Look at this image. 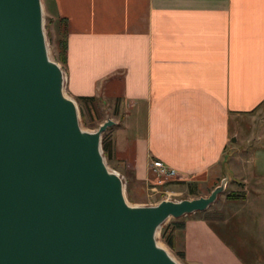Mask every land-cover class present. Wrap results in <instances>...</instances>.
I'll list each match as a JSON object with an SVG mask.
<instances>
[{
    "label": "crops",
    "instance_id": "crops-1",
    "mask_svg": "<svg viewBox=\"0 0 264 264\" xmlns=\"http://www.w3.org/2000/svg\"><path fill=\"white\" fill-rule=\"evenodd\" d=\"M53 4L68 28L67 92L116 98L113 153L134 177L150 179L154 158L180 180L220 176L233 119L264 102V0ZM225 240L209 220L187 222L195 264L229 250Z\"/></svg>",
    "mask_w": 264,
    "mask_h": 264
},
{
    "label": "water",
    "instance_id": "water-1",
    "mask_svg": "<svg viewBox=\"0 0 264 264\" xmlns=\"http://www.w3.org/2000/svg\"><path fill=\"white\" fill-rule=\"evenodd\" d=\"M65 80L43 0H0V264H180L159 228L207 209L226 178L207 195L131 203L102 146L116 120L83 127Z\"/></svg>",
    "mask_w": 264,
    "mask_h": 264
},
{
    "label": "rangeland",
    "instance_id": "rangeland-1",
    "mask_svg": "<svg viewBox=\"0 0 264 264\" xmlns=\"http://www.w3.org/2000/svg\"><path fill=\"white\" fill-rule=\"evenodd\" d=\"M43 7L50 56L65 70V62L57 48V39L62 33L58 28L53 0H43ZM65 90L67 92L66 86ZM74 98L80 107L81 124L89 130L96 129L108 117L115 120L120 117L119 112L115 111L116 98L112 96H98L97 107H88L79 97ZM232 122L236 140L230 142L223 165H218L217 168L222 174L217 178L216 173L195 180H180V175L164 178L158 176L151 167L152 177L143 182L134 177L131 167L117 158L115 152L110 157L104 151L108 165L123 176L126 196L133 204H155L164 198L182 199L207 195L226 178L225 189L207 209L181 217H170L159 228V243L180 264H195L187 257L185 243L186 225L193 218L209 220L223 234L232 251L227 247L235 254L227 248H217L211 256L205 257V264H235V260L243 264H264V172L260 176V172L264 171V102L249 113L239 115ZM115 124L109 126L103 136H109L113 140ZM241 189L247 191L245 198L232 199L228 196L231 191ZM180 220H183L184 226L175 228L176 244L171 246L162 238V230L166 226L175 227Z\"/></svg>",
    "mask_w": 264,
    "mask_h": 264
},
{
    "label": "trees",
    "instance_id": "trees-1",
    "mask_svg": "<svg viewBox=\"0 0 264 264\" xmlns=\"http://www.w3.org/2000/svg\"><path fill=\"white\" fill-rule=\"evenodd\" d=\"M58 28L60 32L62 33L61 36L57 39V48L60 53V56L62 60L67 62V55H68V28H67V22L63 17L58 18ZM97 95H83L79 96V98L85 103L86 106H95L96 105V99ZM103 148L104 151L111 157L113 154V142L112 139L109 136H103ZM247 195L246 189L241 190H233L231 191L228 196L232 199L237 198H245ZM175 227H168L166 226L164 230H162V238L169 243L171 246H175L176 244V235L174 233V230L176 227L184 226L183 220H180L179 222H176ZM184 253V252H182Z\"/></svg>",
    "mask_w": 264,
    "mask_h": 264
},
{
    "label": "built area",
    "instance_id": "built-area-1",
    "mask_svg": "<svg viewBox=\"0 0 264 264\" xmlns=\"http://www.w3.org/2000/svg\"><path fill=\"white\" fill-rule=\"evenodd\" d=\"M153 169L157 172L158 176L167 178V177H178L179 172L178 170L167 164L161 158H154L151 162Z\"/></svg>",
    "mask_w": 264,
    "mask_h": 264
}]
</instances>
